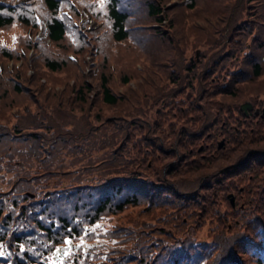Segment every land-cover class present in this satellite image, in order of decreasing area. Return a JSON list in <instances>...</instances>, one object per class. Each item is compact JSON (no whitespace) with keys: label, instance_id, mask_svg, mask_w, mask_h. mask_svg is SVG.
I'll use <instances>...</instances> for the list:
<instances>
[{"label":"trees","instance_id":"obj_1","mask_svg":"<svg viewBox=\"0 0 264 264\" xmlns=\"http://www.w3.org/2000/svg\"><path fill=\"white\" fill-rule=\"evenodd\" d=\"M262 113L264 0H0V264H264Z\"/></svg>","mask_w":264,"mask_h":264},{"label":"rangeland","instance_id":"obj_2","mask_svg":"<svg viewBox=\"0 0 264 264\" xmlns=\"http://www.w3.org/2000/svg\"><path fill=\"white\" fill-rule=\"evenodd\" d=\"M198 52H199V49H197V51H196V55L198 56ZM75 79H76V76L75 77H68V78H66V79H64L62 82H61V84L60 83H57V87H65L67 84H73L74 82H75ZM131 82V81H130ZM229 194L227 195V196H229V197H232V196H234V203H233V205H235V194L234 193H230V192H228ZM231 199V198H230Z\"/></svg>","mask_w":264,"mask_h":264},{"label":"water","instance_id":"obj_3","mask_svg":"<svg viewBox=\"0 0 264 264\" xmlns=\"http://www.w3.org/2000/svg\"><path fill=\"white\" fill-rule=\"evenodd\" d=\"M245 107V110L247 111V108L250 107L249 105H247V103H245L243 105ZM224 142V140L222 139L220 142H219V146H222V143ZM231 201L232 203H234V196L231 197Z\"/></svg>","mask_w":264,"mask_h":264}]
</instances>
